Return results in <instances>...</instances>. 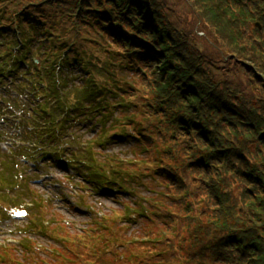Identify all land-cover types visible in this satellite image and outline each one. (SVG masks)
Segmentation results:
<instances>
[{"label": "trees", "instance_id": "obj_1", "mask_svg": "<svg viewBox=\"0 0 264 264\" xmlns=\"http://www.w3.org/2000/svg\"><path fill=\"white\" fill-rule=\"evenodd\" d=\"M117 1L121 7L118 14H123L124 9L127 13L130 9L133 11L119 16L127 23V31H123V34L119 26H115V32L120 33L119 36L125 41H129L126 35L132 38L134 33H138L142 40H134L135 46L147 49L152 60L140 57V52L132 44L125 45L129 50L121 46L125 53L123 55L141 60L140 64L147 74L138 73L142 76L137 85L92 84L94 77L88 81L85 79L86 88L74 94L75 97L68 98L71 105L61 99L66 97V91L62 89L61 93L59 88L63 79L53 74L51 92L57 90L54 106L50 105L47 90L43 89L41 94L44 99L37 103L32 115L44 121L47 127L49 120L57 118L59 110L67 113L65 117L70 114L77 118L78 105L86 112L87 107L97 105L102 99L97 100L109 91L115 88L122 90L125 93L122 97L127 103L119 105L118 113H128L125 110L132 106L137 108L130 116L123 117L130 118L125 124L132 123L134 133L140 134L136 128L143 121H139V117L146 115L145 118L151 121L156 119L158 129L170 138V162L159 165L149 162L144 169L137 164L134 167L129 165L130 171H124L116 163L111 166L107 160L99 162L95 170L80 157H77L78 160L70 158L69 164L91 172L94 170L93 175L118 197L122 196V191H127L123 183L134 181L137 171L148 175L151 173L161 181H170L169 192L173 197L175 195L177 205L185 207L189 218L183 219L171 205L149 208L145 213V217L152 221V225L148 226L151 231L153 228L165 230L161 237L150 241L155 247V255H162L164 264H210L205 260L213 264H264V0H187L194 9L192 16L200 19L199 28L207 35L205 41L194 30L186 33L176 30L169 23L163 12V8L169 6L167 0H150L154 5L153 10L145 0ZM106 2L117 9L114 0ZM32 3H37V0H29V4ZM42 3L44 1L38 5ZM46 5L50 6L48 3ZM77 8L78 14L83 10L97 14L88 13V16L96 17L94 22L99 21V14L107 18L113 15L112 11L105 9L88 11L83 3ZM173 9L171 6L170 10ZM134 15L142 23L139 20L136 25L137 19L135 22H132L133 18L132 21L129 19ZM248 19L263 23V30H259L260 34L256 37L258 42H254L256 39L252 40L246 30L254 22H248ZM10 20L13 22V19ZM197 41L203 42L202 49L210 47L219 50V57H226L239 65L242 73L248 76V82L255 88H261V95L255 96L254 88H244L242 81L238 82L227 71L228 66L220 69L212 54L204 50L199 52L197 49L201 48ZM44 46L46 56H59L57 61L60 62L68 59L70 54L75 56V53L69 52L70 46L64 47L57 42ZM14 57L15 60L19 58L17 64L23 60L28 63L31 59L29 51L21 52L17 57L13 55L10 60ZM55 60L52 62L55 63ZM71 60L73 62L75 57ZM50 67L55 70L54 66ZM1 71L12 73L10 67H3ZM144 81H148V84L144 85ZM108 103L109 106L115 104L107 102L106 105ZM140 107L147 109L146 112L143 113ZM69 109L73 111L70 113ZM112 109L109 107L102 113L105 119L114 116ZM70 123L67 117L59 125L67 126ZM32 126L37 139L46 142L58 140L62 131L49 126L44 129L35 121H32ZM104 136L106 134L101 137L100 144L106 141L102 139ZM125 137V134L120 135V138ZM191 184L197 186V193L189 190ZM138 214L132 212L128 217L135 221ZM112 216L121 221L125 213L119 210L113 212ZM178 221H187L185 228L189 229V237L191 235L196 243L201 242L203 248L193 255L184 252V259L174 262L169 255L174 254V232ZM178 242L184 245L189 239L181 238Z\"/></svg>", "mask_w": 264, "mask_h": 264}, {"label": "rangeland", "instance_id": "obj_2", "mask_svg": "<svg viewBox=\"0 0 264 264\" xmlns=\"http://www.w3.org/2000/svg\"><path fill=\"white\" fill-rule=\"evenodd\" d=\"M20 1H22V7L26 4H29V0H0V21L9 15H12L16 9L20 8ZM39 1V0H37ZM169 6L167 8H163L164 14L167 16L169 23L176 29L186 33H192L191 30H194L198 36L203 37L205 41L207 35L206 33L201 30L200 27V19L198 16H192L191 11L194 10L193 7L187 0H167ZM72 3V2H69ZM152 6L153 3H151ZM171 6L174 8L171 9ZM69 4L66 0H57L56 4L52 7L48 5H41L38 9L40 12H37L38 16H34L36 13L34 12V17L36 19L43 20L44 18H49V24L51 25V29L48 31H53L57 34H61L64 39H66L69 43H73L75 41V37L80 38L78 44L85 42V45L89 49L90 57L95 69L98 71L95 73V79L99 83H111V85L115 84V86L120 85H137L139 84L140 76L134 74V70L136 68L127 66V62H130L128 57L121 56V48L119 46L113 44L114 41L107 39L100 35V33L95 28L89 27H82L81 29L72 23V19L68 18L66 14L70 13ZM33 13L31 10L27 12V20L32 16ZM33 17V18H34ZM30 21V20H29ZM248 22H253L254 20L248 19ZM197 23V24H196ZM260 27L253 26V24L249 25L247 32L249 33L250 38H256L259 33ZM76 33L75 35H73ZM75 36V37H74ZM4 43V48L9 49L12 45H8L7 40H1ZM198 42L197 45L201 49L199 52H202L203 42ZM210 42V41H209ZM258 42V41H254ZM253 42V43H254ZM211 43V42H210ZM48 45V44H47ZM196 45V44H195ZM49 46V45H48ZM45 47V46H44ZM15 51V50H12ZM205 53L212 54L215 61L220 65L219 68L223 69L227 66V71L230 72V75L234 77L238 82L242 81V85L244 88H254L250 82H248V76H246L242 71L239 69V65L232 63L226 57L222 59L219 57L221 53L219 50L211 49L210 47L204 50ZM115 55V59H114ZM38 56V55H37ZM124 61V62H122ZM134 63V61H132ZM130 62V63H132ZM44 63H46L44 61ZM136 65V63L134 64ZM77 70L80 68L76 65ZM235 68L238 71L235 70ZM25 69L28 71V66H25ZM134 69V70H131ZM14 74L13 81L18 82V80L22 77V74ZM225 77V76H224ZM223 78V77H222ZM9 79V77H8ZM38 82V80H35ZM149 81V80H148ZM148 81H144V85L148 84ZM253 81V80H250ZM29 86L36 87L37 91L40 90V87H44L43 84L41 86L34 81H28ZM236 84V82H233ZM123 88V86H121ZM123 89H128L124 86ZM1 92L5 91V89H0ZM36 91V92H37ZM0 92V93H1ZM120 92L117 94V99H125L124 97L120 96ZM39 93V92H38ZM2 94V93H1ZM253 94L261 95V93L256 92L253 90ZM5 96H9L6 93ZM254 96V97H255ZM41 98V97H40ZM38 98V99H40ZM37 99V100H38ZM62 100L65 104L71 105V101L68 98L63 97ZM144 107H140V110H143ZM131 110H137L134 106H132ZM73 110L69 109L68 112H72ZM64 114V115H63ZM66 113L63 111H59L57 115L56 122L58 123L59 120L64 119ZM119 114H117L118 116ZM64 117V118H63ZM125 117V116H124ZM143 118L139 117V121L141 122V126L144 127L146 125H150L152 129L145 131L143 130V136L140 139V136H137L134 141H126L123 143H109L107 144L106 148L99 146V148L107 153H114V160L111 162V166L113 164H117L118 166L122 167L124 171H130L129 165L134 167V164H137L142 169L146 168L149 162H156L157 165L161 163H168L170 159L168 157L169 148H170V138L168 135L161 132L157 125V120L153 119L152 121L145 118L146 115H142ZM61 118V119H60ZM122 121L118 120L114 124H122ZM124 123V122H123ZM7 125V124H6ZM1 126V124H0ZM112 128L111 131L115 130H133L132 123L123 124L113 129V126L110 125ZM101 125H97V127L92 126V123L89 124L85 122L83 124H79L72 128L71 130H67V135L76 136L77 134L80 135L83 131H85V135L82 137V140L88 139L92 137L93 134L98 133L100 130ZM14 133L13 129H8L4 132L3 136L0 138V147L4 150H8L9 147L13 146L15 143L21 144V142L17 138H12ZM153 133L154 136L151 134ZM112 134V133H111ZM108 134V135H111ZM146 134V135H145ZM74 141V140H73ZM76 141V140H75ZM68 142L66 139L62 141V144ZM76 142H71L69 145V149L72 150L75 148ZM94 145L98 146L97 143ZM90 149V144L85 142L81 143L79 150L83 154H87ZM91 151H97V149L92 146ZM20 156V153H18ZM87 157L92 160L93 157L91 154H88ZM102 156L101 158H104ZM99 160V159H98ZM46 161L45 158L41 159L38 165H42ZM110 165V164H109ZM32 166V165H31ZM44 167V166H43ZM41 170V166H37L39 168L38 174L29 178V186L33 189H36L38 192L44 194L46 197H50L53 199L55 204L59 206L61 213L69 222L68 225L73 224L76 230L80 231L83 228H87V231L91 234V238L94 235V231L92 230L93 225L96 222V215L91 214L87 211L85 207L82 205L77 206L75 200L72 197V194L69 190L72 186L66 179L67 174H73L72 171L66 170L64 171L60 165L58 164H49ZM117 171V170H115ZM75 182H80L82 179L81 176L75 174ZM125 185L127 186V191H122V196L120 197V201L123 203H117L113 199V194L111 192H99V194H95L94 202L96 204H102L104 207L103 211L107 209L114 208L116 210H128L126 206H131L134 209H138L141 213L138 214V218L135 221L129 220L124 218V221H128L131 224V228H122L118 226L116 230V236L123 238L125 241V246L119 247L114 252H107L105 253L104 258L100 259L103 264H164L161 259L162 255H155V247L152 245L151 240H155L157 236L161 234H165V230L162 228H153L152 231L149 229L148 226L152 225V221L150 218L145 217L146 211L150 208H156L157 206H164V205H171L175 208L177 212H179L183 219H188L190 214L187 213L185 207L177 205L175 203V195L169 192V188L162 184V181L154 178L151 173L143 174L141 171H137L134 177V181H125ZM197 186L191 184L189 190L195 192ZM122 190V189H121ZM175 194L177 195L176 191L174 190ZM106 195V196H103ZM18 202H21L23 206L31 205V197L26 198L23 196L21 198H15ZM100 202H96V201ZM53 204V203H52ZM97 205V206H99ZM22 206H18L20 208ZM94 211L93 209H91ZM41 212V210H35L33 215H37ZM1 213V212H0ZM95 213V212H94ZM0 215V252L3 249L10 248L12 249V253L14 255V260L8 258H2L0 260V264H63L65 262H59V255L57 249L60 248V245L57 244L53 239H51L48 235H45L47 232V223L43 219V223L39 227V232L37 234H31L26 232L27 226L26 223L29 222L28 219H21L19 217L13 216H5V214L1 213ZM45 216V215H44ZM52 219L51 216L48 217ZM92 220V225H87L88 221ZM55 224V223H52ZM187 221H178L176 222V228L174 232V238L176 240V245L173 248L174 254H170V259L174 262H179L181 259H184L183 253L189 252L192 255L197 253V250L203 248L201 242H194L192 241V237L188 234L187 228ZM136 230V231H135ZM74 231V230H72ZM105 232H108L106 229ZM136 232V236L139 237V241L136 243H132L135 239L134 233ZM26 233V234H25ZM45 235V237H41ZM39 236V237H38ZM29 237H33L38 240L39 245H35L33 243H27L26 239ZM161 237V236H160ZM181 238H188L189 242L186 244L179 243V239ZM114 239H116L114 237ZM142 242L141 245L136 246ZM42 248H41V245ZM129 244V245H128ZM129 246V247H128ZM160 249V247H156ZM161 248H165L162 246ZM172 252V253H173ZM87 253L91 255L94 259L97 260L96 253L92 250H87ZM99 259V258H98ZM210 264L212 262L205 260Z\"/></svg>", "mask_w": 264, "mask_h": 264}]
</instances>
